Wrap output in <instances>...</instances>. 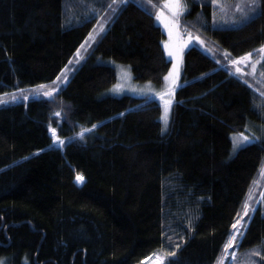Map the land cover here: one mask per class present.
I'll list each match as a JSON object with an SVG mask.
<instances>
[{
  "label": "trees",
  "instance_id": "obj_1",
  "mask_svg": "<svg viewBox=\"0 0 264 264\" xmlns=\"http://www.w3.org/2000/svg\"><path fill=\"white\" fill-rule=\"evenodd\" d=\"M201 1L183 0L180 20L215 51H184L165 130L154 97L105 95L116 82L108 61L139 83L168 73L148 2L0 0V97L47 87L72 68L52 96L0 104V264H218L239 219L238 253L257 248L264 264V214L242 216L264 172V139L234 155L230 140L264 126L254 88L264 90L254 76L264 59L243 74L224 59L264 45V0L234 27H215Z\"/></svg>",
  "mask_w": 264,
  "mask_h": 264
},
{
  "label": "rangeland",
  "instance_id": "obj_2",
  "mask_svg": "<svg viewBox=\"0 0 264 264\" xmlns=\"http://www.w3.org/2000/svg\"><path fill=\"white\" fill-rule=\"evenodd\" d=\"M165 3L161 5L162 11L164 12V10H166L167 12H169L168 9L164 7ZM205 3H211V5H212L211 13H212V19H213V23H214L213 25L215 27L238 26L242 22H244L245 20L256 15L258 12V7L255 9V11L252 10L251 0H215V2H214V0H202L201 1V4H205ZM162 11H158V12H162ZM164 14L166 16H168L165 12H164ZM104 21H105V18L104 19L101 18V20L99 21V24L102 25V23H104ZM183 24L186 25L187 27H189V29H191L195 34L199 35L197 33V31H195L193 29V27L190 23L184 22ZM195 24H196V22H195ZM163 27H164L163 31L166 34V37L164 39V42H165L169 39V36H168V32H167V29L165 28L164 24H163ZM179 32H180L181 42H186V46L183 48V53L187 48H189L191 46H197V47L201 48L202 50H205L204 46L199 41L195 40L191 34H187V38H184L183 34H185V32H183V30L181 28L179 29ZM189 37H192V39L190 40ZM192 40H194L195 43ZM163 45H164V43H163ZM84 48H86V46ZM82 49H83V47H81V49L79 50V55H77V52H76V54H75L76 58L81 55V52L83 51ZM164 53H165L166 58L171 63V66L168 70V73H169V71H171L173 63L175 61L172 57H169L167 55V52L165 51V49H164ZM183 53H182V58H183ZM252 53H253V55L248 62L239 64V66L242 68V70L247 71L251 67L253 68V64H255L257 66L260 63L259 61H261V55L262 54H260L258 52V50L254 51ZM108 62H110V65L115 70L116 82L113 85H111L109 88L106 89L105 95L106 96H112V97H120L123 95H132L134 97H146V96L148 97V95L154 96V98L157 99L161 105V117H162L164 114V106H163V101L160 99L158 93L166 90L167 82L164 81V78L160 84H155L153 82H142V83L135 82L132 79V76L129 72V68L127 65H124L121 63H116L113 61H108ZM71 63H74V60H72ZM181 64H180V68H181ZM180 68H179V79H180ZM71 69H72L71 65H69L59 75L60 80L56 79L51 85H49L45 88H42V89L39 88V89H35V90H30V91L29 90H26V91L16 90L11 95H8L5 97L4 96L0 97V100H2V101L5 100L3 103H0V104H8V103L16 102V101H25L28 98H30L31 96H33L34 94L39 93L40 91H46V90L51 91L52 89H55V91H54V93H55L56 90L59 88L60 84L63 82L64 77L68 76ZM233 73L236 74V72H233ZM254 76L257 77L258 81H260L264 84V75L261 76L260 74H257ZM179 79L177 80V86L179 84ZM117 86H119V87H117ZM254 88L256 89L258 94L264 99V95H262V93H264V90H262L263 87L260 88L258 86L257 87L254 86ZM149 89H151V91H149ZM13 96H15L16 98L13 99L12 98ZM151 96H149V97H151ZM24 97H28V98L25 99ZM173 97H174V95H173ZM173 97H172V103H173ZM61 110L62 109L60 107H58V109L55 110V113L53 116L54 117L56 116L55 118L59 119L62 116ZM170 110H171V108H170ZM170 110H169V114H168L167 125H165L163 119L160 117L161 122H162V126L165 130L168 127V123H169V119H170ZM56 113H59L60 115L57 116ZM238 134H240V133H232L230 135L231 155H234L240 148H242V147H244L250 143H253L259 139H264V126H261V127L255 126L252 128L251 127L247 128V132L243 133V135L248 136L250 139V142L241 143L239 147L234 149V147H233L234 139H236V140L239 139ZM78 136H80V134L74 135L71 138L75 139ZM53 144L55 146H58V144H60V143H53ZM260 179L261 180H260L259 186H257L255 193H251V195L247 201V204L249 206L248 219L250 218L252 213L255 211V209L258 207L261 208V211L264 214V172L261 174ZM253 209H254V211H253ZM244 211L242 213V216L244 215ZM239 221H240V224L237 225V229H234L233 233H232V234L237 235V242L233 246L229 247L227 251H225V249H224V254H223V256H222V258L218 264H253V262H254V264H259V249L256 248V249L250 250L249 252H240V253H238V251H237L238 242L241 239V237L244 233V230L246 228V225H247V221L241 222L240 219H239ZM241 233H242V235H241ZM146 264H160V262L156 258L153 260V262L151 261V263H146Z\"/></svg>",
  "mask_w": 264,
  "mask_h": 264
},
{
  "label": "snow or ice",
  "instance_id": "obj_3",
  "mask_svg": "<svg viewBox=\"0 0 264 264\" xmlns=\"http://www.w3.org/2000/svg\"><path fill=\"white\" fill-rule=\"evenodd\" d=\"M115 2H116V0H113V3H115ZM125 2H126V0H120L121 4H123ZM214 2H215V0H214ZM108 7L112 8V5L109 4ZM153 7H155V5H153ZM164 7L168 9L170 15L165 16L163 12H159L156 14V19L158 21H161L164 24L165 28L167 29L169 39L164 42V49L167 52V55L169 57H172L175 61L173 63L171 71H169V73L166 76H164V81L167 82L166 90L158 93L160 99L163 101V106H164V114L161 118L163 119L165 125H167L168 114H169V110H170L171 105H172V97L175 93V88L177 86V80L179 79V68H180V64L182 63L183 48L186 46V42H181L180 32H179V28H178L179 17H180L181 12L184 9V5H182L181 0H168V2L165 3ZM257 7H259L258 0H251L252 10L255 11V9ZM113 11L115 12L116 9L113 8ZM101 31H103L102 25H101ZM89 36L91 38L92 34L90 33ZM189 39L191 40L192 37H189ZM195 39L198 40L201 44L204 43V41L200 40L199 37H195ZM81 47H83V45ZM209 51H211V49H209ZM258 52L260 54H262L261 59H264V45H262L258 49ZM77 55H79V50H77ZM252 55H253L252 52L246 53L245 55L240 56L238 59L230 60V63L232 65H239L241 63L248 62L251 59ZM228 56H229V54L225 53L226 59L228 58ZM253 69H255V64H253ZM236 71L237 72L240 71L239 67L236 68ZM64 79L66 80L67 77L65 76ZM57 80H60V77H57ZM38 87L42 89V88H45V85H40ZM117 87H119V86H117ZM54 91H55V89H52L51 91H45L43 94L45 96H52ZM149 91H151V89H149ZM262 95H264V93H262ZM12 98L15 99L16 97L13 96ZM24 98L27 99L28 97H24ZM3 102L4 101L0 100V103H3ZM56 115L59 116L60 114L56 113ZM93 127H95V125H93ZM51 132H52L53 143H60L62 145L64 143V141L61 140L60 137L57 135L56 129L51 128ZM80 135H83V133H81ZM238 135H239V139L238 140L234 139V144H233L234 149L239 147L241 143L250 142L249 137L243 135V133H240ZM76 179L78 181H83L84 178H83V176L78 174L76 176ZM244 210H245L244 215H248L249 206L247 203L244 204ZM253 211H254V209H253ZM238 224H240L239 220H237L236 223H234L232 225V228L237 229ZM241 235H242V233H241ZM236 242H237V235L232 234L230 236L228 243L225 244V246H224L225 251H227L228 248L233 246ZM172 255H174V254H172ZM253 264H254V262H253Z\"/></svg>",
  "mask_w": 264,
  "mask_h": 264
},
{
  "label": "crops",
  "instance_id": "obj_4",
  "mask_svg": "<svg viewBox=\"0 0 264 264\" xmlns=\"http://www.w3.org/2000/svg\"><path fill=\"white\" fill-rule=\"evenodd\" d=\"M117 2L118 1H120V0H116ZM182 1L183 0H181V3H182ZM167 3L168 1L167 0H162L160 3H158L157 5H159L160 7H161V5L162 4H164V3ZM183 4V3H182ZM184 5V4H183ZM162 8V7H161ZM164 10V9H163ZM184 10H186V6L184 5ZM153 15H154V20H155V23H156V25H158L161 29H162V31H163V23L161 22V21H158L157 19H156V14L157 13H159L158 12V10L157 9H155L154 7H153ZM164 12L167 14V15H170V13L169 12H167L166 10H164ZM165 15V14H164ZM166 16V15H165ZM110 17V16H109ZM104 18H106V16L105 17H103V19ZM101 25L100 24H98L97 25V27H100ZM103 26V25H102ZM178 28L180 29V26H178ZM164 32V31H163ZM91 34H92V36H91V38L89 37V35H88V37H87V40L84 42L85 44H83V49L82 50H84L85 48V46H87L88 44H90V42L93 40V38L96 36V32L93 30L92 32H91ZM164 34H165V32H164ZM165 37H166V34H165ZM193 42H194V40H192ZM164 43V42H163ZM195 43V42H194ZM85 45V46H84ZM81 48V47H80ZM79 48V49H80ZM163 49H164V45H163ZM151 96V95H150ZM151 97H154V96H151Z\"/></svg>",
  "mask_w": 264,
  "mask_h": 264
},
{
  "label": "built area",
  "instance_id": "obj_5",
  "mask_svg": "<svg viewBox=\"0 0 264 264\" xmlns=\"http://www.w3.org/2000/svg\"><path fill=\"white\" fill-rule=\"evenodd\" d=\"M229 64H231L230 61H229ZM83 180H84V179H83ZM80 182H81V181H78V183H80Z\"/></svg>",
  "mask_w": 264,
  "mask_h": 264
},
{
  "label": "bare ground",
  "instance_id": "obj_6",
  "mask_svg": "<svg viewBox=\"0 0 264 264\" xmlns=\"http://www.w3.org/2000/svg\"><path fill=\"white\" fill-rule=\"evenodd\" d=\"M87 49H88V47H87ZM81 53H83V52H81ZM231 59V58H230ZM5 101V100H4ZM2 105V104H1ZM61 145V144H60Z\"/></svg>",
  "mask_w": 264,
  "mask_h": 264
}]
</instances>
